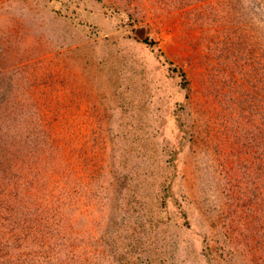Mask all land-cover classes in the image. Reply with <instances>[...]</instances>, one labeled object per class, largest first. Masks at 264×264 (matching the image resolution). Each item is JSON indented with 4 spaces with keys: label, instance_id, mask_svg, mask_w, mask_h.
Masks as SVG:
<instances>
[{
    "label": "rangeland",
    "instance_id": "obj_1",
    "mask_svg": "<svg viewBox=\"0 0 264 264\" xmlns=\"http://www.w3.org/2000/svg\"><path fill=\"white\" fill-rule=\"evenodd\" d=\"M0 264H264V0H0Z\"/></svg>",
    "mask_w": 264,
    "mask_h": 264
}]
</instances>
